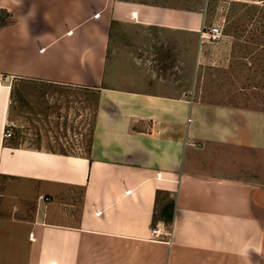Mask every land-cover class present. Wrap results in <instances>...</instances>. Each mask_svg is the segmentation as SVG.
<instances>
[{
  "label": "crops",
  "instance_id": "0c3cea01",
  "mask_svg": "<svg viewBox=\"0 0 264 264\" xmlns=\"http://www.w3.org/2000/svg\"><path fill=\"white\" fill-rule=\"evenodd\" d=\"M2 15L0 264H264V110L194 98L204 63L233 53L203 38L201 9L0 0ZM18 81L97 92L85 154L4 137ZM158 191L171 225H152Z\"/></svg>",
  "mask_w": 264,
  "mask_h": 264
},
{
  "label": "rangeland",
  "instance_id": "374dc122",
  "mask_svg": "<svg viewBox=\"0 0 264 264\" xmlns=\"http://www.w3.org/2000/svg\"><path fill=\"white\" fill-rule=\"evenodd\" d=\"M134 1L201 9L205 14L204 32L212 26H221L224 43L231 45L233 53L228 70L212 68L211 61L204 63L198 73V89L192 91L194 98L210 90L214 100L220 103L264 110V1ZM157 44L159 53L169 50L163 51V55L173 51V44ZM206 47L209 54L219 51L216 44L206 43ZM150 53L153 61L154 51ZM165 59L171 63L169 58ZM113 63L112 58L109 63L112 73ZM13 88L8 128L21 145L44 144L70 153H86L98 100L96 91L24 81H18Z\"/></svg>",
  "mask_w": 264,
  "mask_h": 264
},
{
  "label": "trees",
  "instance_id": "16d2710c",
  "mask_svg": "<svg viewBox=\"0 0 264 264\" xmlns=\"http://www.w3.org/2000/svg\"><path fill=\"white\" fill-rule=\"evenodd\" d=\"M5 24L6 21L2 15L0 16V27H2ZM174 209H175L174 201L168 199L166 194L162 193L161 191H158L156 197V209H155L152 225L155 227L159 222H162L167 226L171 225L173 223V218H174Z\"/></svg>",
  "mask_w": 264,
  "mask_h": 264
},
{
  "label": "built area",
  "instance_id": "2783aa9c",
  "mask_svg": "<svg viewBox=\"0 0 264 264\" xmlns=\"http://www.w3.org/2000/svg\"><path fill=\"white\" fill-rule=\"evenodd\" d=\"M203 38L208 40L209 42H219L223 39L224 35H223V29L221 26L219 25H215L210 27L206 32L203 33ZM5 80V78H3L2 76H0V86L2 85L3 81ZM4 137L6 139L12 138L13 134L12 132L7 129L5 132ZM153 235L155 237H160L162 235L161 233V229L160 228H156L153 230Z\"/></svg>",
  "mask_w": 264,
  "mask_h": 264
}]
</instances>
